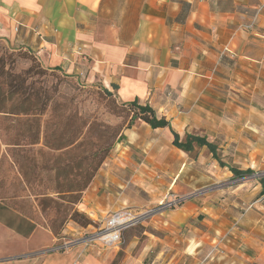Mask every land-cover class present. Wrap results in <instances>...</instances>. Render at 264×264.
I'll return each mask as SVG.
<instances>
[{
  "label": "crops",
  "instance_id": "crops-1",
  "mask_svg": "<svg viewBox=\"0 0 264 264\" xmlns=\"http://www.w3.org/2000/svg\"><path fill=\"white\" fill-rule=\"evenodd\" d=\"M0 40L169 123L123 131L109 168L78 205L93 220L134 206L139 187L150 188L146 202L160 204L208 183L210 165L230 174L264 167V0H0ZM186 134L213 143L224 166L206 147L195 158L177 148L175 136ZM194 202L151 218L158 233L129 242L126 251H136L121 264H176L188 254L198 239L178 234L206 210ZM50 240L48 229L0 202V264L112 262L113 251L94 244L48 254Z\"/></svg>",
  "mask_w": 264,
  "mask_h": 264
},
{
  "label": "rangeland",
  "instance_id": "rangeland-1",
  "mask_svg": "<svg viewBox=\"0 0 264 264\" xmlns=\"http://www.w3.org/2000/svg\"><path fill=\"white\" fill-rule=\"evenodd\" d=\"M16 50L0 40V202L50 231L52 242L49 241L48 251H44L48 254H67L80 244L104 247L99 241L86 242L102 233L107 220H93L78 211V205L96 176L109 168L123 131L129 123L133 126L139 121L131 120L128 106L105 96L99 83H87L61 69L46 68L32 56L26 57ZM19 85L25 90L22 96V89L15 92ZM94 118L107 125L102 139L111 136L105 140L111 146L81 192L79 202L71 207L77 212L73 215L68 209V199L60 200L52 193L67 181L80 180L81 176L71 174L89 167L90 160L86 158L99 145L98 131L90 129ZM65 141L69 145L64 148ZM196 156L195 150L189 154L190 158ZM66 163L77 168L69 169L67 177ZM250 171L238 178L228 173V169L210 165L208 183L198 185L196 191L181 198L169 195L160 204L146 202L148 193L143 191H150L146 186L143 191L139 187L131 192L134 206L118 210L128 211L136 222L122 232L118 246L108 248L113 251L111 264H121L127 254L134 253L136 247L126 251V246L136 241L135 237L141 238L145 230L158 233L150 223L151 218L164 211H176L191 199L206 210L191 217L178 234L198 241L192 242L188 254H183L176 264H264V195L257 180L264 177V167ZM48 193L54 202L44 201L42 194ZM84 228L87 232H83ZM193 229L203 233L195 237ZM197 243L199 248L195 252L193 247ZM143 264L156 262L150 259Z\"/></svg>",
  "mask_w": 264,
  "mask_h": 264
},
{
  "label": "trees",
  "instance_id": "trees-1",
  "mask_svg": "<svg viewBox=\"0 0 264 264\" xmlns=\"http://www.w3.org/2000/svg\"><path fill=\"white\" fill-rule=\"evenodd\" d=\"M18 54H23L24 56H32L35 61L39 62L38 59L34 56V54L26 49L19 48L16 50ZM22 87L19 85L15 89V92H18ZM23 90V89H22ZM101 92L107 96V97H114L112 93H110L107 89L102 87ZM25 93V90L22 91L21 96ZM115 98V97H114ZM122 105L128 106V109L132 112V117L131 120H138V121H143L152 128H163V127H169V123L164 119V118H157L155 115V112L148 106V105H140L137 101H132L129 103H123L121 102ZM97 119L94 118L93 121L90 123V129H96L98 131V137H97V142L99 145L97 146V149L95 152L88 156L86 159L90 160L87 168L82 169L81 172H75L74 174H71L74 177L81 176V179L78 181H67L64 184L59 185L54 189V192L52 194H56L58 199L66 201L65 199H68L66 202L69 204V210L72 211L73 215H77V212L72 209L71 207L74 206L77 202H79V197L82 191L86 189V187L89 185L91 179L93 178L94 174L98 170L99 166L107 156L111 143L109 141H105L106 139L111 138V136L105 138V140L102 139V133L106 132V126H103L102 123H98L96 121ZM132 125L129 123L127 128H130ZM97 127V128H96ZM103 127V128H102ZM68 141H65L63 143L64 148L67 147L69 144H67ZM174 145L182 150L183 152L190 154L192 153L195 148H201V147H206L211 153L212 157L218 161L220 166H224V164L221 162L220 158L217 156L216 153V146L213 143L208 142L204 137H200L197 135H191V134H186L183 140L178 141L177 136H175L174 139ZM82 162V160H81ZM91 162V163H90ZM80 167V165H78ZM65 169H66V175L65 177L68 176V170L69 169H77L70 163L65 164ZM229 171L238 178L243 177L247 173H251L250 169L247 170H239L233 167H229ZM258 182L261 185V194L264 195V177L258 178ZM48 194H42V196H45L46 200L45 202H54L51 197H49ZM51 231L53 234H55V229L52 225Z\"/></svg>",
  "mask_w": 264,
  "mask_h": 264
},
{
  "label": "built area",
  "instance_id": "built-area-1",
  "mask_svg": "<svg viewBox=\"0 0 264 264\" xmlns=\"http://www.w3.org/2000/svg\"><path fill=\"white\" fill-rule=\"evenodd\" d=\"M135 222L136 217L128 211L115 212L106 221L102 233L93 235L86 243L99 241L105 248H114L120 243L122 232L133 226Z\"/></svg>",
  "mask_w": 264,
  "mask_h": 264
}]
</instances>
